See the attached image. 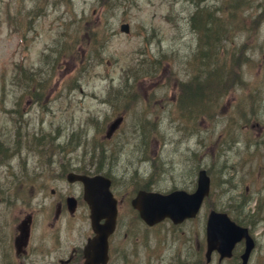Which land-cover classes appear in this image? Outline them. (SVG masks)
<instances>
[{"label": "rangeland", "instance_id": "1", "mask_svg": "<svg viewBox=\"0 0 264 264\" xmlns=\"http://www.w3.org/2000/svg\"><path fill=\"white\" fill-rule=\"evenodd\" d=\"M246 1L232 14L239 22L230 19L225 61L220 57L213 63V57L203 59L190 19L203 0H56L53 6L47 0H0V138L12 150L10 159L0 157V166L7 183L15 174H58L64 162L69 173L114 174L126 180L123 187L137 171L134 182L143 185L133 183V190L125 192L134 197L139 187L145 188L144 175L153 161L191 155L213 178L207 207L191 224L195 228L189 233V225L179 230L137 227L127 239L122 232L114 252L124 243L123 250L135 256L115 257L110 264H205L209 208L253 226L257 246L248 264H264V0ZM205 4H216L230 23V0ZM121 24L130 25L128 34L120 31ZM237 51H246L247 60H238ZM202 59L209 68L199 72ZM209 76L212 93L198 101L199 111L181 110L177 99L181 102ZM226 84L227 92L221 88ZM131 98L133 104H127ZM143 108L155 124L168 112L197 133L184 139L182 132L164 135L151 129L144 143L142 131L130 130L132 114ZM119 116L123 124L107 138L111 120ZM55 134L66 146L63 152L53 147ZM16 144L22 147L18 151ZM96 144L107 150L106 156L120 154L121 166L100 167V150L92 152ZM143 157L147 163L139 167ZM168 177L148 188L168 190ZM31 195L24 190V198ZM21 209V219L26 218L27 209ZM127 220L137 226L130 210ZM212 258L217 264L218 255Z\"/></svg>", "mask_w": 264, "mask_h": 264}, {"label": "flooded vegetation", "instance_id": "2", "mask_svg": "<svg viewBox=\"0 0 264 264\" xmlns=\"http://www.w3.org/2000/svg\"><path fill=\"white\" fill-rule=\"evenodd\" d=\"M161 160L153 161L151 167ZM61 165L63 168L58 174L52 172L48 175H11L9 179L13 180L12 183H7L6 176L0 174V264H86L87 246L97 234L90 221V209L84 198L85 185L81 181L71 183L68 168H65L64 162ZM201 172H205L212 182L211 171L207 166L198 164L194 159H173L172 164H168L165 170L167 176L164 177L180 176V182L173 183L168 177L171 188L150 190L148 187L152 185L146 180L145 188L139 187L135 196L140 191H157L162 194L183 191L192 194L197 190ZM104 175L111 179V188L118 201L116 229L109 236L110 263L115 257L123 260L128 255L135 256L133 250H123L124 243L120 244V252H114L115 241L120 233L124 232V237L127 239L135 228L137 230V227L142 229L150 227L141 219L139 211L133 207L135 196L130 197L125 193L130 187L133 190V183L136 186L143 185L139 181L134 182V179L139 178L137 171L130 176V184L127 187H123L125 179H117L114 174ZM27 189L32 193L29 199L23 196L24 190ZM208 201L206 199L204 204L206 205ZM22 207L28 211V215L23 219H21ZM8 208L11 211H8ZM129 210L135 215L137 226L127 220ZM194 221H197V217L177 224L167 219L154 226L166 225L179 230L182 226L189 225L191 227L188 232L191 233L192 227L195 228L191 225ZM103 222L101 221V224ZM249 228L252 233L253 226ZM134 246L132 245L130 249ZM256 246L255 240V249ZM244 251L245 241H241L234 247L232 256L224 262L240 264Z\"/></svg>", "mask_w": 264, "mask_h": 264}, {"label": "water", "instance_id": "3", "mask_svg": "<svg viewBox=\"0 0 264 264\" xmlns=\"http://www.w3.org/2000/svg\"><path fill=\"white\" fill-rule=\"evenodd\" d=\"M121 31L128 33L129 25H121ZM118 124L113 123L110 126L108 134L110 135ZM71 180H82L86 184V198L91 208V218L94 224L101 219H105L104 225L96 229L98 237L88 246L86 250L87 264H106L108 236L113 232L116 221V201L110 191V181L104 177H88L85 175L70 174ZM101 182V189L99 183ZM208 193V182L202 178L199 183L198 192L191 197L184 198L177 194L163 196L157 193L140 192L134 199L135 206L139 209L141 217L149 224H154L166 216L174 220L179 216V211L184 212L183 216L194 215L204 196ZM231 221L225 213L211 212L207 227L208 251L207 258L210 260L211 253L218 249L222 257L229 255L232 246L237 239L233 234L228 237L229 232L245 233V229L238 227ZM240 228V229H239Z\"/></svg>", "mask_w": 264, "mask_h": 264}, {"label": "bare ground", "instance_id": "4", "mask_svg": "<svg viewBox=\"0 0 264 264\" xmlns=\"http://www.w3.org/2000/svg\"><path fill=\"white\" fill-rule=\"evenodd\" d=\"M56 0H47V5L48 6H53ZM105 1H109V0H105ZM208 0H203V2L198 5L195 10L193 11V15H205V14H212L216 9H217V5L213 4L214 6H210L208 4H205ZM231 1V5H232V9L234 12H232L231 9H228L229 12H232L231 15L233 13H236L237 15V9H241L242 7H244V5L247 6V1L246 0H230ZM250 1V0H249ZM35 11L37 12V8L35 9ZM191 15V16H193ZM263 15H264V11H263ZM230 20V17H228ZM234 20L236 22H239L237 20V18H234ZM233 21L230 20V23H228V27L231 26V24ZM206 55H210L209 53H207ZM235 56L238 60H244L246 59V57L248 56L246 51H243L242 53L240 52H235ZM203 59H205V56L203 55ZM203 59L201 60L200 65L198 64L197 66V70H199V72L201 71H206L208 70L209 67H207L208 65L206 64L204 66ZM247 60V59H246ZM212 63H209V65ZM205 67H207L205 69ZM192 71L195 72V69H192ZM197 75H195L194 77H196ZM209 79L210 76L207 80V83H203L200 84L198 88L193 89L191 92L186 93L185 97L181 98V102L179 100V98L177 99V101L175 102L178 106H180L182 109L181 110H186V112H188V114H192L194 111H199V106H197L196 104L198 103V101H201L205 98H209L212 93L211 91V86L212 83L209 84ZM199 83L200 78H198L197 80H195ZM194 81V84H195ZM205 82V81H204ZM193 85V84H192ZM224 86V87H223ZM226 86H228V84L226 85H222L221 88L223 87V90L226 88ZM113 102H115L114 100H112ZM127 104H133L134 102V98H131L129 100H125ZM174 103V104H175ZM132 106V105H131ZM171 106V105H169ZM203 106V105H201ZM207 109V112H209V109L211 110V107H204ZM259 108V107H258ZM258 108H255V112L258 113ZM149 109L148 108H143V109H139L137 110V115L132 114V118L135 120L133 124H130V130L133 134V132H136L137 134L141 132V136L142 139H144V143L148 140L149 138V131L151 129H156L158 131H160L162 134L166 135V133L171 130H173L175 133L176 132H182V136L185 137L184 139H191L193 137V135H195L197 133L196 129L193 126H182L180 124H177L174 120H173V115L169 114L168 112H166L165 114L160 116V119L158 121V123H154V121L150 120L151 113L147 112ZM170 112L172 113V111L170 110ZM245 113V112H243ZM246 114V113H245ZM112 121V124L115 122L118 124L117 128L115 130H119L121 124H123L124 120L120 117H115ZM111 123V122H110ZM170 127V128H169ZM169 128V129H167ZM161 129V130H160ZM54 140V142H53ZM52 140L53 142V147L55 148V150H60L61 152H63L65 150V145L60 144V141L57 139V135L55 134L54 139ZM75 140L80 142L79 139H77V137H75ZM17 145V144H16ZM253 145L252 143L249 144L247 147L251 148ZM70 146H68L69 148ZM22 147L17 145L16 147V151H18V149H21ZM100 150L101 152V158L98 161L100 167H108V168H114L117 169V166H121V164L123 163L124 159H122L120 154H112L110 156H106L107 150L96 144L94 146H92V151L93 153L95 152V150ZM90 149H87V151H90ZM12 151L9 147H6L4 145V140L0 138V157H2L1 159H5L8 160L11 158V155L9 152ZM15 153V152H14ZM91 155V153H90ZM109 157V160H107L106 158ZM194 159L197 161V163H200L201 160L195 158L194 156L192 157L191 155H185L183 156V159ZM162 159L160 162L156 163L155 166H152L149 170L146 171L145 173V180H147V182L149 184H153V183H157L156 181H160L164 178L165 174V170L168 166V164H172L173 158H160ZM147 158L143 157V161L141 163H138L137 165L140 166H144L142 164H146L147 163ZM127 163L131 164V161L127 160ZM66 164V163H65ZM135 164V163H134ZM1 165V164H0ZM69 164H66V167H68ZM69 171V170H67ZM2 172H5L4 167L0 166V173L2 174ZM69 173V172H68ZM169 178L172 180L173 183H178L180 182L181 177L180 176H173V175H169ZM250 223V222H249Z\"/></svg>", "mask_w": 264, "mask_h": 264}, {"label": "trees", "instance_id": "5", "mask_svg": "<svg viewBox=\"0 0 264 264\" xmlns=\"http://www.w3.org/2000/svg\"><path fill=\"white\" fill-rule=\"evenodd\" d=\"M234 20V16L230 15L227 18ZM192 29L199 34V44L201 54L208 58H214L217 62L220 57L225 61L223 52V41L226 39L231 26L228 27L226 16L218 13L215 10L212 14L193 15L191 16ZM229 19V18H228ZM209 53L210 55H206ZM225 92L229 91V87L224 89Z\"/></svg>", "mask_w": 264, "mask_h": 264}]
</instances>
